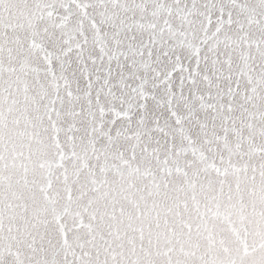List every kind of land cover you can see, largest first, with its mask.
<instances>
[{
    "label": "snow or ice",
    "instance_id": "obj_1",
    "mask_svg": "<svg viewBox=\"0 0 264 264\" xmlns=\"http://www.w3.org/2000/svg\"><path fill=\"white\" fill-rule=\"evenodd\" d=\"M0 264H264V0H0Z\"/></svg>",
    "mask_w": 264,
    "mask_h": 264
}]
</instances>
